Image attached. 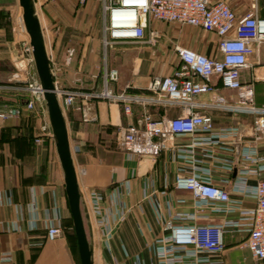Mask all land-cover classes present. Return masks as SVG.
<instances>
[{"label": "crops", "instance_id": "1", "mask_svg": "<svg viewBox=\"0 0 264 264\" xmlns=\"http://www.w3.org/2000/svg\"><path fill=\"white\" fill-rule=\"evenodd\" d=\"M99 1V22L94 21V26V13L90 9L83 11L84 15L92 14L89 23L92 29L90 36L85 37L79 44L78 55L70 57V39L66 36H54L50 27L49 31H42L54 81L58 85L75 86L84 91L100 87L99 82L93 79L103 67V50L100 44L101 0ZM225 1L237 17L243 16L254 6L257 17L264 19V0ZM0 8L8 13L13 6L4 4L0 5ZM36 14L38 16L37 12ZM40 23L42 27L41 20ZM17 24L20 30H17ZM64 28L63 25L60 29L63 31ZM14 29L18 34L23 32L19 15L16 17ZM16 32H14L15 38H17ZM12 34L7 23L0 26V82L4 84L9 81L14 82L11 80L13 77H16V81L22 79L13 64L16 54L7 47L8 42L12 41ZM217 41L216 35L208 33L200 38L195 37L191 44L187 43L184 46L206 56L220 58L221 55L216 49ZM120 51L118 45L107 51V68H116L115 55ZM154 55L152 51H148L140 58L130 57L129 71L125 76L121 73L120 78L118 74V80L113 85L114 89L121 90L126 84H131L132 92L145 93L152 74L158 72V68L153 70L155 66L158 67ZM249 63L251 67L242 70L241 77L243 81L254 79L255 101L261 105L264 104V80L259 75L261 74L260 66L264 65V44L249 57ZM176 65L168 71V74ZM86 73L90 81H93L90 82L88 79V82H85L83 76L86 77ZM222 92L230 101L235 99L233 91L222 90ZM22 102L7 92L0 95V108L7 105H24L21 104ZM146 109L154 119L163 116L173 117L180 111L178 107L154 105H148ZM201 111L212 117L216 130L227 126H237L240 129L237 139H226L220 144H201L196 147V157L201 161L199 163L202 170L199 173L200 177L205 182L222 186L227 190L231 204L211 203L209 207L201 208L189 190L175 186L176 174L184 163L178 157L177 147L163 149L155 157L129 156L126 152L119 150H114L110 155L102 150L104 148H102V140L108 134L104 128H118L129 123L139 124L142 113V107L139 105H133L129 116L122 112L120 105L106 101L91 102L83 112L70 108L65 113L70 146L79 147V152L74 158V165L82 194L92 189L112 193L116 196V200L110 204V213L121 210L123 207L127 210L110 240V246L108 248L93 247V260L94 257L97 259L99 257L101 264H164L163 258L158 257L154 249L159 239L170 234V226L212 224L222 227L225 244V249L220 255L211 257L212 264H264V261H254L248 249L242 247L250 225L247 214L252 211L256 202L254 187L259 178H264V163L259 166L258 176H244L239 172V148L242 144L252 141L249 133L252 117L246 113H232L220 109L205 108ZM27 116L25 113L23 117H19L23 120ZM17 134L20 135V133ZM33 139L29 136L19 137L18 140L33 143ZM190 140V135L177 136L174 144L188 146ZM259 151L264 153L263 140L259 143ZM228 158L233 159L231 165L224 161ZM0 171L2 172L0 257L4 253L10 254V260L1 261L0 259V264H79L78 255L71 247H68L63 237L54 240L46 238L43 224L45 210L53 214L51 210L53 206L57 207L63 219L65 193L61 195L57 184H51L47 180L16 182L17 173L13 169L10 174L7 173L9 170L6 167ZM31 202L35 204L40 218L37 221V227L30 230L27 226L29 213L26 208ZM111 218L113 215L110 216V220ZM10 222H16L19 230L7 231L6 225ZM191 253L189 250L187 254ZM184 260V264H190L192 257Z\"/></svg>", "mask_w": 264, "mask_h": 264}, {"label": "built area", "instance_id": "2", "mask_svg": "<svg viewBox=\"0 0 264 264\" xmlns=\"http://www.w3.org/2000/svg\"><path fill=\"white\" fill-rule=\"evenodd\" d=\"M254 8L237 17L225 0H101L103 67L93 78L100 87L84 91L75 86L64 87L54 81L55 94L63 114L70 108L83 112L91 102L106 101L120 105L122 112L129 116L133 105H139L142 107L139 124L129 123L117 128L116 149L129 156L155 157L163 149L177 147L178 157L184 163L176 174L175 186L189 190L201 208L209 207L211 203L231 204L227 190L205 182L200 177L201 161L196 157V147L237 139L240 133L237 126L216 130L212 117L201 109L242 112L252 117L249 127L252 141L239 148V172L244 176H258L259 166L264 163V153L259 151V143L264 141V104L259 105L255 101L254 79L243 81L241 77L242 70L251 67L249 57L264 44V19L257 17ZM157 22H177L213 33L218 38L216 49L221 57L206 56L187 46L175 45L174 52L178 59L176 67L170 74L153 75L145 93L132 92L131 84H126L121 90L114 89L118 70L106 67L107 51L122 44L154 45L159 38V31L153 26ZM17 30H20L18 24ZM13 64L19 77L22 76L19 82L26 83L17 89L23 90L28 100L24 107L12 105L0 108V118L16 117L22 111L32 112L35 109L42 116L40 129L52 138L28 41L23 42ZM260 68L259 77L264 80V65ZM222 90L233 91L235 99L230 101ZM148 105L178 107L180 111L173 117L154 119L146 109ZM184 135L191 136L189 145L175 146L174 139ZM70 148L74 159L79 147L74 145ZM224 161L230 165L233 163L231 158ZM254 194L256 202L247 214L250 225L242 247L248 249L251 258L258 262L264 261V178L257 180ZM83 197L93 238L97 232L99 246L108 248L127 210L123 207L110 213V204L116 200L112 193L89 190L83 193ZM26 209L29 213L27 226L30 230L35 229L40 218L36 206L31 202ZM51 210L53 214L45 210L43 217L48 240H54L62 234L59 211L56 206ZM111 215L113 218L110 220ZM6 230L17 231L19 225L10 222ZM222 232V227L212 224L170 226V234L159 239L154 250L158 257L163 258L164 264H184V259L188 257H192L190 264H212L211 257L220 255L225 249ZM189 250L191 254H187ZM0 259L9 261L10 254L4 253ZM94 260L97 258L94 257ZM98 261L100 263L99 257Z\"/></svg>", "mask_w": 264, "mask_h": 264}, {"label": "rangeland", "instance_id": "3", "mask_svg": "<svg viewBox=\"0 0 264 264\" xmlns=\"http://www.w3.org/2000/svg\"><path fill=\"white\" fill-rule=\"evenodd\" d=\"M36 5V12L38 13L39 19L42 21V31H49L51 28L52 34L55 36H66L71 45V58L78 55L79 44L82 40L90 36L92 27L90 26L91 13H86L84 15L85 9H90L94 13V21L99 22V0H34ZM10 4L13 6L8 13L0 8V26L4 23L9 25V29L12 34V41L8 42L7 47L16 56L20 53L23 42L28 41L23 32L15 31V21L16 17L19 15L18 0H0V5ZM6 17V18H5ZM64 25L63 31L60 29ZM153 26L159 31V38L154 45L147 44H122L118 45L121 49L119 54H116V68L118 69V74L124 73V76L129 71L128 60L130 57L140 58L148 51H152L156 57L158 67L155 66L153 70L157 69L156 74L167 75L168 71L172 69L178 63V59L174 52L175 45H186L193 41L195 37L208 35L204 30L187 25L180 24L177 22L170 23H154ZM16 37L15 38V33ZM127 53V54H126ZM127 60V62H126ZM122 61V63H121ZM156 64V63H155ZM132 67V65H131ZM17 72V70H16ZM18 73V72H17ZM24 74V72H23ZM83 76L86 80L90 81L87 73ZM151 75V76H152ZM24 76V75H23ZM90 76V75H89ZM22 77V76H21ZM13 77L11 80L14 82H7L4 84L0 82V95L7 92L23 104L28 100L26 93L23 90L17 89L20 86L25 85L24 81L21 83L15 80ZM89 79V80H88ZM88 80V81H87ZM93 81V80H91ZM90 81V82H91ZM89 82V83H90ZM4 86L5 88H2ZM14 87V88H13ZM12 106V105H7ZM5 108V107H3ZM28 116L27 118H22L19 115L17 117L0 118V169L7 168L11 173L13 169L17 173L16 182H34L36 177L45 172V178L51 184H57L60 189L61 195H64V185L61 167L55 152L53 139L48 137V135L40 129L43 122L41 113L37 110L24 111ZM30 114V115H29ZM34 116V117H32ZM23 117V116H22ZM32 118V119H31ZM21 125V126H20ZM104 130L108 132L107 136L102 140L103 146L102 150L106 151L112 155L116 149L115 141L117 128H108ZM17 133H20L18 135ZM33 137V143L26 141L25 143L18 140L19 137ZM38 139V140H36ZM30 143V144H29ZM43 167L41 168V166ZM0 179L2 180V172L0 171ZM51 190V189H49ZM95 190V189H92ZM63 214L64 217L62 221V234L59 237H63L66 241L68 247H76V241L74 236V231L72 227L71 215L65 203V198L63 200ZM62 211V210H61ZM96 229L94 228V232ZM96 233L93 241V247H100ZM94 234V233H93ZM93 237V235H92ZM58 238V237H57ZM95 264L99 263L98 259Z\"/></svg>", "mask_w": 264, "mask_h": 264}, {"label": "water", "instance_id": "4", "mask_svg": "<svg viewBox=\"0 0 264 264\" xmlns=\"http://www.w3.org/2000/svg\"><path fill=\"white\" fill-rule=\"evenodd\" d=\"M18 6L23 33L31 48L55 152L62 171L64 193L72 219L79 262L94 264L91 222L78 184L65 116L55 94L54 75L50 67L41 23L35 12L34 0H18Z\"/></svg>", "mask_w": 264, "mask_h": 264}, {"label": "trees", "instance_id": "5", "mask_svg": "<svg viewBox=\"0 0 264 264\" xmlns=\"http://www.w3.org/2000/svg\"><path fill=\"white\" fill-rule=\"evenodd\" d=\"M256 82H254V84H255ZM21 104H23V102L21 103ZM19 107H24V105H18ZM24 111H22L21 112V114L19 115V116H24ZM17 117V116H16ZM43 167V165L41 166V168ZM46 180V178H45V172L44 173H42V175L41 174H39L37 177H36V180H35V182H44ZM72 220V219H71ZM73 227V226H72ZM75 236V235H74ZM75 241H76V238H75ZM72 248V250L75 252V254L76 255H78V253H77V246L76 247H71ZM79 258V257H78ZM79 264H80V262H79Z\"/></svg>", "mask_w": 264, "mask_h": 264}]
</instances>
